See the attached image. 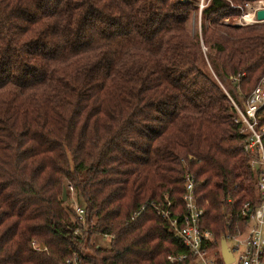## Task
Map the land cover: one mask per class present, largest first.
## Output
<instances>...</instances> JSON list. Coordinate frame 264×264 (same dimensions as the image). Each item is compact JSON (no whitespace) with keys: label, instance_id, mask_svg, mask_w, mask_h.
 I'll return each mask as SVG.
<instances>
[{"label":"trees","instance_id":"16d2710c","mask_svg":"<svg viewBox=\"0 0 264 264\" xmlns=\"http://www.w3.org/2000/svg\"><path fill=\"white\" fill-rule=\"evenodd\" d=\"M203 1L198 36L197 0H0V264L74 251L192 264L169 260L185 248L152 207L131 219L148 200L178 203L186 170L215 237L246 221L256 172L232 99L244 107L264 75V21L226 20L256 0ZM66 183L85 208L79 235Z\"/></svg>","mask_w":264,"mask_h":264},{"label":"built area","instance_id":"2783aa9c","mask_svg":"<svg viewBox=\"0 0 264 264\" xmlns=\"http://www.w3.org/2000/svg\"><path fill=\"white\" fill-rule=\"evenodd\" d=\"M203 6L204 2L201 0L200 9ZM232 103L237 111L234 120L240 124V131L246 137L244 149L251 154L249 165L256 172L254 186L258 202L253 207H248L245 202L240 211L247 215L246 221L241 225L236 224L233 231L223 235L233 256L231 261L225 262L221 253V238L215 237L212 230L201 223L204 208L197 198L194 176L186 170L183 174L184 191L178 203H174L173 199L165 195L162 199L148 200L131 215L133 219L150 206L167 220L169 230L185 248L184 252L169 254L170 261L189 256L192 264H264V75L246 97L244 107L239 106L233 99ZM65 187L67 197L73 202L71 208L78 224L73 232L79 235L81 230L87 229L85 208L75 202L74 187L69 183ZM104 235L112 237L109 233ZM229 240L232 243H229ZM31 243L37 249L43 248L35 240ZM64 262L90 264L76 251L67 255Z\"/></svg>","mask_w":264,"mask_h":264},{"label":"rangeland","instance_id":"374dc122","mask_svg":"<svg viewBox=\"0 0 264 264\" xmlns=\"http://www.w3.org/2000/svg\"><path fill=\"white\" fill-rule=\"evenodd\" d=\"M200 1L201 0H197L199 8L196 9L193 12L191 18L188 21V27H189L190 31L193 34H198V36H201L202 35V31H203L202 30L203 19L201 17ZM262 6H264V0H261V1L260 0H256V1H251V2L244 3V11L242 12L243 15L240 14L239 16L229 17V18H227V21H229L231 23H237V24L247 23L252 15L255 17L254 13H255L256 9L259 8V7H262ZM223 81H224V85L228 89H231V91H232V85L229 84L226 80H223ZM237 99H238V95H237ZM237 99H235V100H236V102L238 104L239 102H238ZM240 99L241 98H239V100ZM238 105L240 106V103ZM66 185H67V183H66ZM254 195H256V190L255 189H254ZM74 199H75L76 203L82 204V202L77 198L76 195L74 196ZM66 203L68 205H70V206L73 205V202L71 200H69V199L67 200ZM222 237H223V234L219 237V239L222 238ZM89 239H90L89 240L90 245L92 244V245H94L96 247H108L109 243H110V237L108 235H104L102 233H94V234L91 235V237ZM228 242L232 243L231 240H229ZM85 245H83L84 253H91L90 252V247L87 246V245L85 246Z\"/></svg>","mask_w":264,"mask_h":264},{"label":"water","instance_id":"95a60500","mask_svg":"<svg viewBox=\"0 0 264 264\" xmlns=\"http://www.w3.org/2000/svg\"><path fill=\"white\" fill-rule=\"evenodd\" d=\"M254 14H255L254 21L256 22L264 21V6L257 8ZM66 198H67V190L66 187L64 186L62 190V199L65 200ZM220 245H221V253L224 257L225 262L231 261L233 256L229 246L226 243L225 237L221 238Z\"/></svg>","mask_w":264,"mask_h":264},{"label":"bare ground","instance_id":"6f19581e","mask_svg":"<svg viewBox=\"0 0 264 264\" xmlns=\"http://www.w3.org/2000/svg\"><path fill=\"white\" fill-rule=\"evenodd\" d=\"M254 19H255V17L252 15L251 18L248 20V22H251V21L253 22Z\"/></svg>","mask_w":264,"mask_h":264}]
</instances>
